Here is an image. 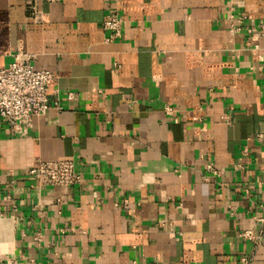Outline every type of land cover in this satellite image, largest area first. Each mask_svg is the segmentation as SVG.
<instances>
[{"label": "crops", "instance_id": "crops-1", "mask_svg": "<svg viewBox=\"0 0 264 264\" xmlns=\"http://www.w3.org/2000/svg\"><path fill=\"white\" fill-rule=\"evenodd\" d=\"M22 52L59 109L0 128V264H241L264 207V0H0V69ZM67 159L78 185L28 177Z\"/></svg>", "mask_w": 264, "mask_h": 264}, {"label": "built area", "instance_id": "built-area-1", "mask_svg": "<svg viewBox=\"0 0 264 264\" xmlns=\"http://www.w3.org/2000/svg\"><path fill=\"white\" fill-rule=\"evenodd\" d=\"M52 2L53 0H47ZM27 19L34 24L46 23V14L35 4L29 3ZM102 28L107 32V41L120 37L121 20L117 13H108L103 18ZM12 61L0 69V128L11 136L25 137L33 128V119L46 115L50 107L59 109L57 99L51 98L57 92L49 94V86L54 77L48 70H36L33 66L34 55L27 52L15 53ZM67 100L75 96L66 93ZM208 173L218 177L220 172L211 164L207 165ZM28 177L38 188L45 186L72 187L80 182L72 160L44 161L37 167L28 170ZM257 230H240L238 237L251 245L249 254L241 258V264H251L254 250L264 245V207L261 215L255 219Z\"/></svg>", "mask_w": 264, "mask_h": 264}]
</instances>
